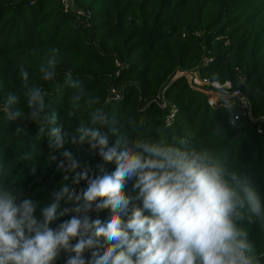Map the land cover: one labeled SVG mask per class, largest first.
Masks as SVG:
<instances>
[{
	"label": "trees",
	"instance_id": "1",
	"mask_svg": "<svg viewBox=\"0 0 264 264\" xmlns=\"http://www.w3.org/2000/svg\"><path fill=\"white\" fill-rule=\"evenodd\" d=\"M65 7L62 0H0V104L10 93L22 96L17 78L19 65L29 72L30 82L44 89L51 110L59 113L63 122L69 110L72 90L64 84V74L71 71L81 79L90 94L99 96L109 117L149 121L146 135L167 141L173 136L195 131L207 146L227 157L251 181L264 203V0H71ZM56 50L53 52V50ZM55 55L57 77L41 79L39 67ZM211 59L202 65L203 58ZM198 70L200 78L224 83L230 81L250 103L249 114H243L235 99V113L222 108L219 99L211 105L206 93L188 84L177 72ZM11 77V78H10ZM165 103V106H161ZM171 106L176 112L170 123L164 118ZM28 109L23 101L16 106ZM85 109L79 119H87ZM239 114L235 125L230 119ZM79 119L66 120L75 127ZM17 124L26 127L25 145L38 151L30 162H20L16 173L22 175L19 187L26 196L40 201L51 199L59 189L63 173L57 162L48 163L50 138L39 139V126L25 121L7 126L0 111V146L5 143V158L17 155L13 135ZM222 124V137L211 135ZM160 130V131H158ZM115 139V137H112ZM81 163L95 170L100 157L86 150L67 145ZM23 150V146H21ZM33 166L37 171L32 172ZM109 172L116 164H107ZM135 179L125 184V194L135 197ZM77 191L86 187L81 181ZM142 202L133 199L129 205ZM110 209L90 213L93 219L106 222ZM147 214V213H146ZM39 215V209L37 210ZM69 216L60 217L56 227ZM127 219V216H122ZM250 239L264 264V229L249 226ZM102 247H107L103 243ZM102 250V248L100 249ZM68 254L61 253L55 264H65ZM90 258V251L85 253Z\"/></svg>",
	"mask_w": 264,
	"mask_h": 264
},
{
	"label": "clouds",
	"instance_id": "2",
	"mask_svg": "<svg viewBox=\"0 0 264 264\" xmlns=\"http://www.w3.org/2000/svg\"><path fill=\"white\" fill-rule=\"evenodd\" d=\"M56 65L55 55L47 58L39 67L41 79L55 80ZM17 78L28 113L16 107L21 94L10 92L0 104L3 118L7 126L25 120L39 126L37 139L50 138L48 163L58 161L63 180L43 205L25 195L16 168L32 161L38 149L29 150L23 139L27 129L17 124L16 157L6 159L8 145L0 146V264H55L62 252L68 254L65 264H260L249 226L264 229V203L248 177L195 131L167 141L162 132L160 139L146 135L145 119L128 120L126 128L123 117L110 118L101 98L71 71L64 74L72 90L69 110L60 122L23 65ZM234 95L223 91L220 97L229 114L235 113ZM85 109L90 110L87 119H79ZM74 119H79L76 126L67 127L65 121ZM239 119L235 114L230 123ZM224 131L217 124L211 135L222 137ZM67 145L78 150L87 145L102 163L94 170ZM112 162L116 167L109 172L106 165ZM132 179L138 189L134 198L124 191ZM81 181L86 187L77 191ZM133 199L142 206L133 205L129 214ZM103 209L112 213L106 222L91 217ZM64 216L70 219L52 227Z\"/></svg>",
	"mask_w": 264,
	"mask_h": 264
},
{
	"label": "built area",
	"instance_id": "3",
	"mask_svg": "<svg viewBox=\"0 0 264 264\" xmlns=\"http://www.w3.org/2000/svg\"><path fill=\"white\" fill-rule=\"evenodd\" d=\"M63 4L65 7H72V3H71V0H62ZM211 61V59L207 56H205L202 60V65H207L209 64ZM195 70L196 72L194 73H189L190 76H189V81H188V84L197 89V90H200L204 93L207 94L208 96V101L211 105L215 104L220 98H218V96L222 94L223 91H227L228 93H237V95H234L233 98L235 99V101L237 102L238 104V107L240 109V111L243 113V114H249L250 112V103L248 101V99L242 94V92L239 90V89H236V88H233L230 81H226L224 83H219V82H216V81H210L206 78H200L199 74H198V70L197 68L196 69H193ZM191 70V71H193ZM187 71H182V72H179L178 74H182V73H185ZM176 75V76H180V75ZM203 84H205L202 88H199L197 86H202ZM208 85V86H206ZM214 87H217V88H221L223 89V91H221V93H217L216 96H214L215 98L213 99L212 97H210V90H208L209 88H213ZM212 100V101H210ZM161 106H165V103H161ZM176 112V109L174 106H171L166 117H165V123L168 124L171 122V120L173 119L174 117V114ZM231 120V119H230ZM232 124V123H231Z\"/></svg>",
	"mask_w": 264,
	"mask_h": 264
},
{
	"label": "rangeland",
	"instance_id": "4",
	"mask_svg": "<svg viewBox=\"0 0 264 264\" xmlns=\"http://www.w3.org/2000/svg\"><path fill=\"white\" fill-rule=\"evenodd\" d=\"M194 72H196L195 70H193V71H187V72H185V73H180V74H178L179 72H177L176 73V75L178 74V75H184L186 78H187V81H189L188 79H189V76H190V74L191 73H194ZM190 73V74H189ZM205 84H203L202 86H197V87H199V88H202L203 86H204ZM206 86H208V85H206ZM208 90H210L211 92H210V97H212L213 99L215 98L214 96H216L217 95V93H221V91H223V89H221V88H217V87H214V89L213 88H209ZM221 96L219 95L218 96V98H220ZM210 101H212V100H210ZM237 103V102H236ZM238 105V104H237Z\"/></svg>",
	"mask_w": 264,
	"mask_h": 264
}]
</instances>
